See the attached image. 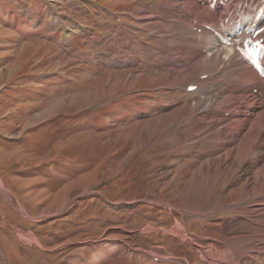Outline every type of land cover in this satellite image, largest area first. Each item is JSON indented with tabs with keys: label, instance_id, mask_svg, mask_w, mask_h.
<instances>
[{
	"label": "rangeland",
	"instance_id": "1",
	"mask_svg": "<svg viewBox=\"0 0 264 264\" xmlns=\"http://www.w3.org/2000/svg\"><path fill=\"white\" fill-rule=\"evenodd\" d=\"M192 1L0 0V264H264V210L230 209L264 208L263 152L192 133Z\"/></svg>",
	"mask_w": 264,
	"mask_h": 264
},
{
	"label": "bare ground",
	"instance_id": "2",
	"mask_svg": "<svg viewBox=\"0 0 264 264\" xmlns=\"http://www.w3.org/2000/svg\"><path fill=\"white\" fill-rule=\"evenodd\" d=\"M192 2L194 4L198 3L196 0ZM262 6H264V3H260L259 0L252 1V5L244 9L243 14L241 15L240 19L235 23L233 28L237 26L238 23L240 24L247 23L249 19L255 16L256 11ZM221 15H222L221 12L218 11L217 9L213 12L202 13V17L205 22H207V20L209 19V16H211L214 18V20H216L219 23V19L222 18ZM183 20L188 21L189 18L184 16ZM209 20L213 21L212 18ZM230 21L233 22V19H230ZM228 25H229V22H228ZM195 32L197 35H196V38L193 40L189 38L190 36L188 37L184 36L183 38L184 39L183 42L185 43L184 47L186 50H189L188 54L189 56H191V59H193L194 54L198 52L200 48L202 50L206 49L207 53L209 52L208 54L202 56V58L198 61L199 62L198 63L199 74L201 75L209 74L208 76L209 78L205 80H201V84L199 87L200 91L206 94L205 96L207 98L206 103L207 102L208 103L205 106L207 107V109L201 112L200 114L196 115L195 117V120L192 124V127H193L192 133L194 135L200 133V129L202 128V125L204 124L203 122L204 120L211 119L212 121H214L215 119V121H217L219 119V118L217 119V116L220 113L221 114L224 113L221 111V108L225 107V105H228L231 102L232 97H235V96L237 97L239 95L244 96V93H241L244 91L243 87H246L247 85H253L254 87H259V89L263 90V93H264V78L258 75L257 72L251 66L246 65L244 61L236 60L233 56H230V52H231L230 49H225L224 47H222V45L219 42H217L218 41L217 39L213 40L212 31H206L205 29H202L200 30V32H197V31ZM185 33L192 34L188 30H186ZM198 35L200 36L199 38H198ZM190 42H193L192 43L193 49L190 47ZM220 48H222L223 50L222 53L219 52ZM167 54H169V52ZM223 54L229 57L228 60L230 59L229 60L230 61V71H228V77L226 78L224 77V79H221V78H218V76H216L213 72L217 68L219 69L220 63H223V58H222ZM226 67L229 69V63L228 64L226 63ZM174 71L176 70L174 69ZM176 73H178V71H176ZM226 81L227 83H225ZM239 82L245 84V86L234 84V83H239ZM232 84H234L235 86ZM228 93H231L229 94L230 96H228ZM256 97L257 98L255 99L254 102H252L249 98H246V100H244L243 102L245 109L243 111H240V113H232L230 111L231 113L229 116H227L226 119L232 122L233 118L236 117L238 118V120H233V123H231L230 126L221 127V129L218 128V133L210 131V133L206 135L207 139H209L210 142L212 143H215L218 140L220 141V143H226V142L230 144L237 143L236 149L240 147L241 148L240 151H243L249 157L251 156L253 158H256L255 153L256 152L259 153V150H261L264 154V98L259 97L258 94H256ZM242 118H246L244 119L245 121L241 120ZM213 148L214 146L211 145L210 150ZM215 152L217 154L216 150ZM226 155L227 154H225V156ZM222 160L223 159L221 158V161ZM237 164L238 162L234 160L233 165H237ZM256 172H257L256 176L252 178V181H254L255 190L259 189L261 185L263 184L261 177L264 176V161H263V164L261 163L260 169ZM263 194H264V191H263ZM251 205L250 206L249 204L243 205V206L233 205L230 207V209L234 211L240 209L242 211L243 209L247 210L250 208L252 211H256V212H261L262 210H264V208L261 209L260 207L258 209H254V206H251ZM258 205L264 206V203L262 202V203H259ZM244 213L243 215H245ZM247 215H250V214H247ZM249 231L251 234L252 231L254 230L251 227ZM252 240H253L252 234L243 235V237H239V238L236 236V239L231 243V246L233 247V249L235 248V249H241L243 251L244 250L247 251L248 248H251L249 244L252 243ZM263 240H264V237H263ZM232 256L233 254L231 253L226 254L223 256L224 258L221 257L220 259H215L213 263L215 264H235L234 258Z\"/></svg>",
	"mask_w": 264,
	"mask_h": 264
}]
</instances>
